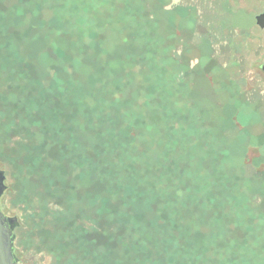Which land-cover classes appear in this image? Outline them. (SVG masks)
<instances>
[{"label": "rangeland", "instance_id": "374dc122", "mask_svg": "<svg viewBox=\"0 0 264 264\" xmlns=\"http://www.w3.org/2000/svg\"><path fill=\"white\" fill-rule=\"evenodd\" d=\"M239 2L0 0L18 264H264V80ZM106 178L149 205L141 234L116 229V197L98 208Z\"/></svg>", "mask_w": 264, "mask_h": 264}, {"label": "trees", "instance_id": "16d2710c", "mask_svg": "<svg viewBox=\"0 0 264 264\" xmlns=\"http://www.w3.org/2000/svg\"><path fill=\"white\" fill-rule=\"evenodd\" d=\"M110 171L113 173V175L111 176L109 174V179H115V180H116V177H118L120 175V172H121V171H118V169H114V168H111ZM114 183L116 185L119 182L114 181ZM99 186H100V190H102V193L104 195H103V197H100V198H99V195H98V198L96 199L97 203L99 205L98 208H100L101 210L104 211L103 203L104 202L109 203L111 201L110 200V196H113L114 198L116 197L115 200L118 199V201L121 203V205H123L122 211L123 212L126 211V212L130 213V214H128V216H127V214H125L127 216V218H124L122 216L123 214H120V213H117V212H113L115 214V216L117 217V219H118V223H117V228L116 229L119 231L120 227L124 226V228L127 231H129V229H130V231H132L134 234H141L142 230L138 226V224H136L137 222L135 223V221L132 220L133 219L132 215L138 214V212L141 211L142 207H146L147 206L146 208H149V205H146L145 202H143L140 199L141 197L138 196V192H137L136 188L132 187V188H130L128 190H124L122 187H118L117 189H115L114 185L111 182L108 181V178L102 179L101 183L99 184ZM113 190H116L114 192V195L112 193ZM129 192L131 194H128V195H130L131 197H129L127 195V193H129ZM107 211H110V210L107 209ZM156 245H157V243L154 242L151 245V248H154ZM127 247L129 248L128 253L132 256V253L130 252V248L134 249L133 248L134 247L133 246V242L129 241ZM182 253L184 255H180L179 252L176 253V254L172 253L168 258L171 261L176 262V264H189L191 262V260L193 259V257L190 259V254H185L184 252H182ZM152 255H153L152 257H155L154 253ZM118 264H120V263H118Z\"/></svg>", "mask_w": 264, "mask_h": 264}, {"label": "flooded vegetation", "instance_id": "af4514ba", "mask_svg": "<svg viewBox=\"0 0 264 264\" xmlns=\"http://www.w3.org/2000/svg\"><path fill=\"white\" fill-rule=\"evenodd\" d=\"M238 1L239 0H235V2H238ZM240 3L242 4L241 9L244 12H251L253 16V17L251 16L252 22L246 25L249 29H252V35L250 39L252 41L254 40V42L258 45L257 50L253 52L254 54L253 56H255L254 62H253V68L261 72L262 78L264 80V0H240L239 4ZM4 177H5V174H4ZM16 222H17V218H16ZM15 225H14V228L16 227ZM13 256H14V253H13ZM15 262L16 264H18L16 258H15Z\"/></svg>", "mask_w": 264, "mask_h": 264}, {"label": "water", "instance_id": "95a60500", "mask_svg": "<svg viewBox=\"0 0 264 264\" xmlns=\"http://www.w3.org/2000/svg\"><path fill=\"white\" fill-rule=\"evenodd\" d=\"M4 173L0 171V197L2 196L4 186ZM16 218L5 216L0 211V264H16L13 256V229Z\"/></svg>", "mask_w": 264, "mask_h": 264}]
</instances>
